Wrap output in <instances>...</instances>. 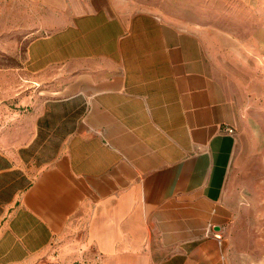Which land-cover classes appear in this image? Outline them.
Masks as SVG:
<instances>
[{"label": "crops", "instance_id": "obj_1", "mask_svg": "<svg viewBox=\"0 0 264 264\" xmlns=\"http://www.w3.org/2000/svg\"><path fill=\"white\" fill-rule=\"evenodd\" d=\"M25 2L40 31L1 88L0 264H223L246 111L227 36L125 0Z\"/></svg>", "mask_w": 264, "mask_h": 264}, {"label": "rangeland", "instance_id": "obj_2", "mask_svg": "<svg viewBox=\"0 0 264 264\" xmlns=\"http://www.w3.org/2000/svg\"><path fill=\"white\" fill-rule=\"evenodd\" d=\"M125 1L227 36L236 60L242 61L243 72L236 64L232 80L246 111L234 130L222 259L223 264H264V0ZM25 8V0H0V98L8 91L3 84L19 82L27 44L40 31L34 11Z\"/></svg>", "mask_w": 264, "mask_h": 264}, {"label": "built area", "instance_id": "obj_3", "mask_svg": "<svg viewBox=\"0 0 264 264\" xmlns=\"http://www.w3.org/2000/svg\"><path fill=\"white\" fill-rule=\"evenodd\" d=\"M227 132H229V133H232L233 132V128L232 127H227Z\"/></svg>", "mask_w": 264, "mask_h": 264}]
</instances>
